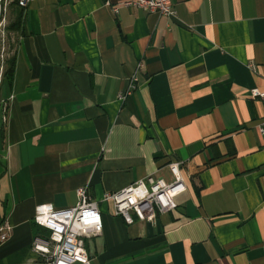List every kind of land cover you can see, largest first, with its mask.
<instances>
[{"label":"crops","instance_id":"crops-1","mask_svg":"<svg viewBox=\"0 0 264 264\" xmlns=\"http://www.w3.org/2000/svg\"><path fill=\"white\" fill-rule=\"evenodd\" d=\"M28 0L0 72V264H31L38 204L85 188L91 264H264V0ZM134 79V80H133ZM131 85H133L131 87ZM186 190L132 224L107 193L153 174Z\"/></svg>","mask_w":264,"mask_h":264},{"label":"built area","instance_id":"built-area-1","mask_svg":"<svg viewBox=\"0 0 264 264\" xmlns=\"http://www.w3.org/2000/svg\"><path fill=\"white\" fill-rule=\"evenodd\" d=\"M27 2L19 0L18 5L25 7ZM122 5L164 16L175 13L170 0H125ZM250 96L264 98V91L252 88ZM259 130L264 132V124ZM179 165L178 162L169 164V181L150 174L119 191L105 194L103 200L112 203L113 213L126 224H132L134 216L139 220L153 221L157 212L174 210L177 206L176 196L186 190ZM77 196V204L69 208H55L51 203L35 206L33 221L46 229L47 234L32 240L31 250L35 260L31 264H91L85 239L101 233V214L84 187L77 190ZM9 230L8 225L0 228V241L7 238Z\"/></svg>","mask_w":264,"mask_h":264},{"label":"rangeland","instance_id":"rangeland-1","mask_svg":"<svg viewBox=\"0 0 264 264\" xmlns=\"http://www.w3.org/2000/svg\"><path fill=\"white\" fill-rule=\"evenodd\" d=\"M18 2L19 0H0V72L7 67L18 35Z\"/></svg>","mask_w":264,"mask_h":264},{"label":"trees","instance_id":"trees-1","mask_svg":"<svg viewBox=\"0 0 264 264\" xmlns=\"http://www.w3.org/2000/svg\"><path fill=\"white\" fill-rule=\"evenodd\" d=\"M21 13H22V10H19V13H18V16H17V20L19 21V23H20ZM12 70H13V59L10 58V59L7 61V67H6V69L4 70V73L7 74V75H10L11 72H12Z\"/></svg>","mask_w":264,"mask_h":264}]
</instances>
